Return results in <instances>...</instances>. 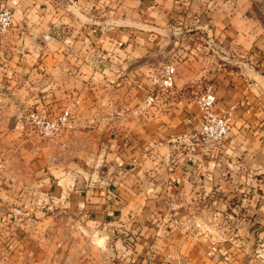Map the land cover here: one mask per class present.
Listing matches in <instances>:
<instances>
[{"label": "crops", "instance_id": "1", "mask_svg": "<svg viewBox=\"0 0 264 264\" xmlns=\"http://www.w3.org/2000/svg\"><path fill=\"white\" fill-rule=\"evenodd\" d=\"M0 4V264H264V0ZM208 85L231 117L205 155Z\"/></svg>", "mask_w": 264, "mask_h": 264}, {"label": "built area", "instance_id": "2", "mask_svg": "<svg viewBox=\"0 0 264 264\" xmlns=\"http://www.w3.org/2000/svg\"><path fill=\"white\" fill-rule=\"evenodd\" d=\"M13 24V11L10 7L0 4V36L5 34ZM175 66L168 62L162 67L159 86L163 89H170L174 85ZM154 101V95L145 98V105H150ZM201 110V124L197 133L196 144L202 153H209L212 149L220 145L221 141L228 132V121L231 111L218 112L215 109L216 95L213 86L208 85L196 98ZM20 119L29 129L40 137L53 139L61 131L71 124L72 115L68 109L55 115H48L43 110L26 106L18 111ZM170 264H189L183 258H164Z\"/></svg>", "mask_w": 264, "mask_h": 264}, {"label": "rangeland", "instance_id": "3", "mask_svg": "<svg viewBox=\"0 0 264 264\" xmlns=\"http://www.w3.org/2000/svg\"><path fill=\"white\" fill-rule=\"evenodd\" d=\"M201 120H202V116H201ZM201 120L199 121V125L201 124ZM24 123V122H23ZM25 124V123H24ZM26 125V124H25ZM27 126V125H26ZM200 127V126H199ZM27 128L29 129V127L27 126ZM30 130V129H29ZM198 130H199V128H198ZM31 131V130H30ZM32 132V131H31ZM198 133V132H197ZM195 142H197V141H195ZM196 148L199 150V153H201V154H205V153H202L201 152V150H200V148L198 147V145L196 144ZM206 154H208V153H206ZM205 154V155H206ZM223 232H225L224 230H223ZM153 262L154 263H156V264H160V263H164V264H170V263H168L167 261H165L164 259H159L158 260V258H156V257H153Z\"/></svg>", "mask_w": 264, "mask_h": 264}]
</instances>
